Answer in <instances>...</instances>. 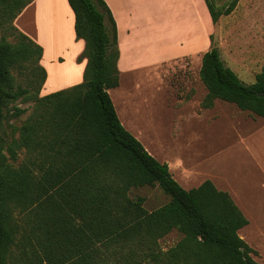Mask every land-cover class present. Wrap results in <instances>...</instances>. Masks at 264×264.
Here are the masks:
<instances>
[{
  "label": "trees",
  "instance_id": "1",
  "mask_svg": "<svg viewBox=\"0 0 264 264\" xmlns=\"http://www.w3.org/2000/svg\"><path fill=\"white\" fill-rule=\"evenodd\" d=\"M30 1L0 0L14 36L0 39V123L8 102L33 96L15 83L12 69L28 65L30 84L38 75L40 88L46 75L42 47L13 24ZM204 1L213 22L238 2ZM67 2L75 36L84 40L83 79L34 97L20 127L25 161L9 162L0 138V264H264L239 236L248 220L227 191L209 179L183 188L123 127L107 92L118 84L112 14L103 0ZM199 77L207 88L202 106L219 98L264 118V69L245 83L211 46ZM14 108L16 115L23 110ZM156 183L169 200L155 209L128 196L132 187ZM172 230L181 237L162 249L159 239Z\"/></svg>",
  "mask_w": 264,
  "mask_h": 264
},
{
  "label": "crops",
  "instance_id": "2",
  "mask_svg": "<svg viewBox=\"0 0 264 264\" xmlns=\"http://www.w3.org/2000/svg\"><path fill=\"white\" fill-rule=\"evenodd\" d=\"M103 1L110 10L116 25L118 84L108 88L107 92L120 123L132 135L139 134V132H134L132 128L126 126L125 122L121 121L111 95L112 90H120L119 93L125 96L129 92L132 94L133 88L137 87L135 74L147 70L157 71L162 83L167 82V85H169L168 78L172 75V71L181 70L180 68L186 70L189 68L186 59L194 58L198 65V79L196 81V77L192 78L190 74L186 75L183 85L181 84L180 87L182 90L184 89V95L176 96V104H179L176 107V143L183 144L186 141L184 138L186 130H191L197 140L195 128H199L200 125L207 127L206 125L213 121V114L209 110L215 102L224 101L215 98L210 107L201 105V101L207 93V88L199 77V68L203 53L212 46L210 34L214 29V22L210 17L205 1ZM73 23L74 14L67 0H31L13 20V24L18 30L42 47L39 63L44 68L46 75L40 88L41 95L70 88L83 79L86 58H79V56L84 49V40L75 36ZM238 55L241 67L250 73V65L255 67L262 53L259 47H253L252 49H240ZM231 69L237 73L232 67ZM261 69L264 68L259 67L258 70H253L251 78L247 81L254 80L255 73ZM126 76L130 81V86L121 91L120 88H122ZM131 87L133 88L130 90ZM120 96L119 103L122 101L123 95ZM198 99L200 100V105L198 104L200 111L188 107ZM235 115L238 116L241 125L236 130V133H238V136L236 134L237 141L243 145L254 168L262 176L261 183H264V118L255 121L252 118L245 119L239 113ZM245 124L249 126L246 127ZM191 141L192 139L189 142ZM191 147H189V150H192ZM225 148L210 149L208 152L219 150L220 152L215 153V156L218 154V160H220V157L228 149V147ZM185 151L186 149H183L179 153ZM179 157L181 162L177 160L176 171L178 167L183 168V171L180 170L182 171L180 175H183L184 180H189L188 183L192 182V178L200 173L204 177L203 180L209 179L217 189L229 193L234 203L248 220L244 226L238 229L239 236L241 231L246 230L253 224V230L260 233L259 236L264 239V211L261 208L260 200H258L252 220L246 212L247 204L243 202L245 199L235 196L230 181L228 180L229 184L222 173V168L218 167L220 170L216 171L212 154L210 156L206 155L204 167L200 165L201 163L198 162L196 155L186 158L184 154H181ZM202 181L196 184L199 185ZM192 184L195 185V183ZM242 238L244 241L246 240L244 237Z\"/></svg>",
  "mask_w": 264,
  "mask_h": 264
},
{
  "label": "rangeland",
  "instance_id": "3",
  "mask_svg": "<svg viewBox=\"0 0 264 264\" xmlns=\"http://www.w3.org/2000/svg\"><path fill=\"white\" fill-rule=\"evenodd\" d=\"M10 26L11 21L7 17H0V39L4 37L10 42L14 41ZM210 37L212 46L218 48L224 64L232 67L243 82H253V79L250 82L247 81L251 78L252 71L258 70L259 67L264 68V0H238L236 6L229 13L220 15L214 22V29ZM253 47H259L262 55L255 67L250 65V73H248L240 65L238 53L242 48L252 49ZM186 60L189 68L173 70L172 75L168 78L169 85L167 82L162 83L157 71L147 70L135 74L137 87L135 89L130 88V90L133 88L132 94L129 92L125 96L119 93L120 90H112L111 95L117 112H119L121 121L125 122L126 126L132 128L134 132H139L138 135H133L142 143L149 154L158 161L167 163L171 176L185 189L196 186L197 182L202 181L204 177L199 173L192 178L190 183H188L189 180H184L183 175H180L183 168L178 167L179 171H176L177 160L181 162L179 155L184 154L186 158L196 155L198 162L204 167L206 155L212 154L216 171L220 170L218 167L222 168V173L227 178V182L230 181L231 184H229L235 192V196L245 199L243 202L247 204L246 212L253 220L258 200H260L261 208L264 211V183H261L262 176L254 168L243 145L237 141L236 134L238 136V133L236 130L241 125L238 116L235 114L239 113L245 119L252 118L255 121H259L263 117L249 110H241L233 103L217 101L209 110L213 114V121L206 123L207 127L200 125L199 128H195L198 139H195L191 130H186L187 132L184 134L186 141L183 144L176 143V107L179 106L176 104V96L184 95V89L182 90L180 87L186 75L190 74L192 78L196 77V81L198 79V65L195 59ZM12 74L15 83L21 87H26L28 92L33 95L27 100L20 96L16 100L8 102L3 110L0 123L3 153L9 162L17 166L25 161L28 156L26 148L19 144L20 127L32 113L35 105L34 97L42 95L40 94L38 75L30 84L32 75L28 65L27 67L13 68ZM127 86H130V81L126 76L123 80V86L120 88L121 91ZM120 95L123 97L119 103ZM198 104L200 105L199 99L188 107L200 111ZM14 107L23 110L16 115ZM245 126L248 127L249 125L245 124ZM191 139L192 141L189 142ZM189 147L192 150H189ZM225 147L228 149L220 157V160H218V154L215 156V153L220 152L219 150L208 152L210 149ZM7 149L13 150L15 157L11 158ZM183 149L186 151L179 153ZM128 196L131 198L141 197L143 199L142 205L146 210L155 209L169 200V195L157 183L132 187L128 191ZM253 229V224H251L246 230L240 232V236L244 237L245 242L257 251L253 257L264 263V239L259 236L260 233ZM180 237V233L172 230L159 239V245L162 249H166L175 244ZM12 249L14 254H17L19 247L15 245Z\"/></svg>",
  "mask_w": 264,
  "mask_h": 264
}]
</instances>
